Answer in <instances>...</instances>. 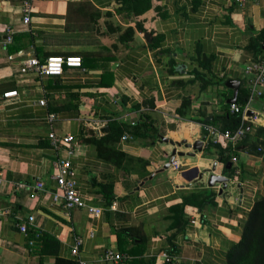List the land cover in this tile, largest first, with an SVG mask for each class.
<instances>
[{
    "label": "crops",
    "instance_id": "crops-1",
    "mask_svg": "<svg viewBox=\"0 0 264 264\" xmlns=\"http://www.w3.org/2000/svg\"><path fill=\"white\" fill-rule=\"evenodd\" d=\"M20 3L0 0V264H54L38 242L28 245L39 239L29 229L56 239L57 256L79 264H169L162 254L170 264H225L252 205L264 197V95L250 102L245 134L231 147L237 158L229 162L232 175L224 172L215 144L207 148L200 120L222 114L234 95L228 81L248 90L244 68L252 56L246 47L264 28V0H153L138 17L120 0H32L29 24ZM127 28L134 32L124 33ZM8 34L12 43L4 45ZM51 57L80 58L81 67H65L60 77L20 73L27 60ZM107 71L110 77L101 78ZM14 91L16 97H3ZM49 113L56 115L52 125ZM111 122L125 126L115 141ZM51 131L72 137L76 187L86 204L102 209L100 216L66 212L52 201L58 187ZM94 140L125 161L117 166L100 157ZM197 141L202 148L194 153ZM173 150L183 154L175 156L177 170L165 168ZM210 174L227 177L226 187H208ZM37 182L44 191L35 189ZM204 190L215 193L214 204L186 205L183 231L171 228L169 208ZM29 216L35 220L25 237L17 224ZM124 228L140 235L128 254L115 235ZM77 237L82 243L74 256ZM109 249L127 261L102 260Z\"/></svg>",
    "mask_w": 264,
    "mask_h": 264
},
{
    "label": "trees",
    "instance_id": "trees-1",
    "mask_svg": "<svg viewBox=\"0 0 264 264\" xmlns=\"http://www.w3.org/2000/svg\"><path fill=\"white\" fill-rule=\"evenodd\" d=\"M122 6H128L129 12L132 13L134 17H138L148 11L151 8V4L153 0H120ZM133 33L134 30L132 28L125 29L124 33ZM264 42V28L260 30L254 38H251L248 46L246 47V51L249 52L252 56V60L255 61L258 58L264 56V50H262ZM11 52V51H10ZM111 73L109 71L102 74L101 78L110 77ZM104 85H110V82L102 81ZM248 90L243 87H239L236 94V102L235 104L239 107L243 108L248 100ZM186 107V103L182 102L181 107L177 110L178 114H181L184 108ZM230 105H223V112L220 116L214 117L212 121H207L205 118L200 120L202 124H211L217 126L215 123H218V128L222 131H236L242 124V116L241 113H231L229 111ZM110 128V135L113 139L110 141H115L118 137L121 136V129L125 130V126L123 124H119L116 122L108 123ZM245 130L247 129V123H244ZM264 131L263 129H261ZM108 133V134H109ZM102 141L94 140L93 143L96 146L97 154L100 157H103L106 160H111L117 166L121 165L125 161V155L113 147H104L101 143ZM207 148L212 147L211 142L207 144ZM214 147H217L219 152V161L224 164V172L233 174L232 168H227V164L231 160V155L235 154V150L233 151L231 146L228 144L225 147H221L218 144H215ZM109 196V198H108ZM110 196L105 194L106 204H110ZM215 193L209 190L197 191L195 193H191L182 198V202L180 204L171 206L169 211L172 213V224L171 228H176L179 231H183L184 225L186 223L184 216V207L186 205L197 207L198 209H202L204 206L214 204ZM109 200V201H108ZM29 234L32 238L39 235V239L35 242L39 244V252L41 255H53L55 256L54 264H79L74 260L64 259L57 256L59 243L53 237L45 234L39 233L38 231H34L33 229H29ZM41 234V236H40ZM118 241V248L120 252L130 253L128 251V246L130 244H135L134 239L139 238L138 229L136 228H128V229H120L115 233ZM141 245V243H139ZM142 249H140L141 251ZM173 250V249H171ZM168 253L172 254V251ZM122 255V253H120ZM122 262L125 260V255L123 254ZM134 261V262H133ZM129 263L138 262L137 260H133ZM120 262V263H122ZM171 263L170 260L168 261ZM128 263V264H129ZM139 263V262H138ZM145 264V263H142ZM225 264H264V197L254 202L252 205L247 220L243 226V231L240 240L233 244L230 249L226 253Z\"/></svg>",
    "mask_w": 264,
    "mask_h": 264
},
{
    "label": "built area",
    "instance_id": "built-area-1",
    "mask_svg": "<svg viewBox=\"0 0 264 264\" xmlns=\"http://www.w3.org/2000/svg\"><path fill=\"white\" fill-rule=\"evenodd\" d=\"M239 3H244L248 0H237ZM257 3L259 0H250ZM20 13L22 15V21L24 24H29L31 21L32 14V0H21L20 3ZM12 43V34H8L3 41L4 45H9ZM80 68L81 61L80 58H62V57H51L40 61L36 58H31L27 60L23 66L20 68L21 74L34 73L39 77H60L63 75L64 68ZM244 76L246 83L248 85V100L243 108L236 104L230 105L229 111L231 113H241L242 124L236 131H222L218 127L211 124H203L202 128L206 134V138L212 144L227 142L232 148L237 146L238 142L243 138L245 134L244 123L248 120L247 112L249 111L250 102L257 97L264 95V56L258 58L255 61H250L244 68ZM17 92H8L3 94V97L11 98L16 97ZM38 104L45 105L43 100H39ZM56 120V115L49 113L47 115V122L52 125ZM123 137L122 139H126ZM47 139L49 141L51 149L55 152V159L53 161L54 179L58 187V192L52 195V201L54 203H61L62 208L69 212L73 209H85L87 213L93 217H98L102 213V209L96 208L86 204V202L81 197L79 193L76 182L74 180L73 168L71 164V157L73 155L72 148V137L71 136H59L54 131H51ZM64 152L66 157L60 155ZM237 161L236 156L231 157V162L235 163ZM171 167L177 170L179 168L176 162L171 163ZM1 182V180H0ZM35 189L38 191H44V185L41 182H37ZM9 211L2 212V215H7ZM1 216V214H0ZM34 217L29 216L26 221L17 224L19 232H21L25 237L28 235V226L34 224ZM191 220V223H194ZM90 237L93 236L92 233L89 234ZM82 241L80 238L74 239V246L71 249L72 255L76 256L78 254V247L81 245ZM28 245L30 247L35 245L34 240H29ZM163 259L168 262L170 260L169 256L162 254ZM123 256L113 250H106L102 256V260L108 262H120ZM83 264V263H80Z\"/></svg>",
    "mask_w": 264,
    "mask_h": 264
},
{
    "label": "water",
    "instance_id": "water-1",
    "mask_svg": "<svg viewBox=\"0 0 264 264\" xmlns=\"http://www.w3.org/2000/svg\"><path fill=\"white\" fill-rule=\"evenodd\" d=\"M147 36H149L148 33L145 36V40H146ZM262 50H264V42H263ZM226 86L228 88L234 90L233 98L228 102V104L229 105L235 104V102H236V94H237L239 82H237V81H228L226 83ZM107 129H108L107 127L101 128V133L105 132ZM162 140L165 141V142H168V140L165 139V138H162ZM169 143L172 144V142H169ZM201 148H202V142L201 141H197L194 144H192V149H193L194 153H196V151H201ZM182 155L183 154L176 153V151L173 150L172 154H171L170 161H169V163H167L165 165V168H168L170 166V164L174 161L175 156H182ZM188 155L192 156L194 154H188ZM226 167L229 168L230 167V163H228ZM208 171H210V170H208ZM211 172H214V168L211 169ZM199 177H201V176H199ZM228 181L229 180H228L227 177H224V176H221V175H217V174H210L209 178H208L207 185H208V187H213L215 184H221L223 186V188H225Z\"/></svg>",
    "mask_w": 264,
    "mask_h": 264
}]
</instances>
